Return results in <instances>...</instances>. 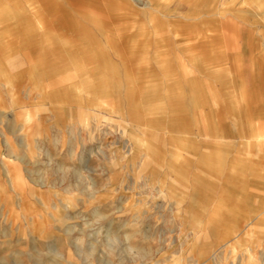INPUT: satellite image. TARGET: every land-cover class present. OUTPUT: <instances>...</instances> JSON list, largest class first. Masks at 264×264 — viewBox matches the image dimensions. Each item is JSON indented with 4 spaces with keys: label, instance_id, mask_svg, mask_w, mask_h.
Listing matches in <instances>:
<instances>
[{
    "label": "rangeland",
    "instance_id": "obj_1",
    "mask_svg": "<svg viewBox=\"0 0 264 264\" xmlns=\"http://www.w3.org/2000/svg\"><path fill=\"white\" fill-rule=\"evenodd\" d=\"M0 264H264V0H0Z\"/></svg>",
    "mask_w": 264,
    "mask_h": 264
},
{
    "label": "crops",
    "instance_id": "obj_2",
    "mask_svg": "<svg viewBox=\"0 0 264 264\" xmlns=\"http://www.w3.org/2000/svg\"><path fill=\"white\" fill-rule=\"evenodd\" d=\"M11 40H13V41L10 42L9 45L6 44V45H5L6 47H4V48H6V49H5V50H6V51H5L6 53H4L6 56H9L10 53L12 54L13 52H15V51H16V48H17V44H16V40H17V38H13V39L10 38V41H11ZM13 66H14V65L11 64V65H8L7 68H8V69L14 68ZM39 108H40V107H39ZM37 111H38V110H37ZM37 111H36V112H37Z\"/></svg>",
    "mask_w": 264,
    "mask_h": 264
},
{
    "label": "bare ground",
    "instance_id": "obj_3",
    "mask_svg": "<svg viewBox=\"0 0 264 264\" xmlns=\"http://www.w3.org/2000/svg\"><path fill=\"white\" fill-rule=\"evenodd\" d=\"M45 107L43 106H41L39 109H38V111H37V114H42V113H44V111H45V109H44ZM26 136V135H25ZM25 136H24V138L23 139H25Z\"/></svg>",
    "mask_w": 264,
    "mask_h": 264
}]
</instances>
